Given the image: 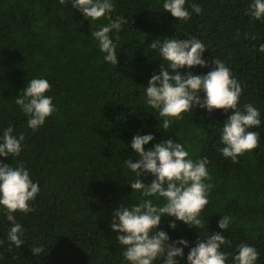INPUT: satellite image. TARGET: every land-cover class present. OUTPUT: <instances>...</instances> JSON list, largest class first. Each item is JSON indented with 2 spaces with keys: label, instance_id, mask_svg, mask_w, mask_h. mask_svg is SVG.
<instances>
[{
  "label": "trees",
  "instance_id": "trees-1",
  "mask_svg": "<svg viewBox=\"0 0 264 264\" xmlns=\"http://www.w3.org/2000/svg\"><path fill=\"white\" fill-rule=\"evenodd\" d=\"M162 2L114 0L113 15H125L130 23L120 33L118 65H111L90 38L91 29L107 20L90 26L70 3L59 0H0V131L11 125L25 136L20 156L3 159L13 167L23 164L40 186L32 212L15 213L25 229L20 248H9L11 222L0 210V264H126L109 223L121 204L144 199L131 193L128 181L135 178L123 161L137 159L126 145L134 135L147 133L155 141L146 149L172 138L186 146L192 159L209 158L207 183L212 188L201 213L205 228L200 234L207 225L209 232L222 231L217 221L229 215L232 223L223 234L232 246L222 249L229 253L228 264L241 243L254 246L257 264H264V126L250 129L260 134L258 147L232 163L217 150L221 121L230 113L197 107L193 115L173 120L166 132L158 127V114L144 103V86L161 63L149 47L152 41L197 37L207 48L209 67L191 71L207 73L213 58L224 62L241 83L240 107L253 104L264 120V53L258 51L264 43V20L246 15L251 0H187L189 11L192 3L202 7L187 22L162 10ZM33 77L49 81L46 94L56 106L36 132L15 104ZM141 179L150 183L152 177ZM171 219L163 217L160 225L171 239L197 240L199 229L177 222L171 230ZM38 246L44 247L39 256L31 251ZM184 251L186 256L188 249Z\"/></svg>",
  "mask_w": 264,
  "mask_h": 264
},
{
  "label": "clouds",
  "instance_id": "clouds-1",
  "mask_svg": "<svg viewBox=\"0 0 264 264\" xmlns=\"http://www.w3.org/2000/svg\"><path fill=\"white\" fill-rule=\"evenodd\" d=\"M187 0H163L161 9L179 22H187L193 13L200 14L202 7L196 3L187 8ZM61 5L71 4L83 18L90 22L107 20L96 30L91 29L90 38L103 54L104 62L118 65L117 45L124 26L129 24L125 15L116 14L114 0H59ZM246 15L257 21L264 20V0H251ZM255 39V37H253ZM156 50L160 60L159 72L153 73L144 86V103L161 119L158 127L168 131L173 120L183 119L185 113L192 114L199 107L208 113L223 109L227 115L219 129V153L232 163L246 152L259 145L260 134L250 129L264 126L261 111L251 103L240 107L241 83L224 62L213 58L207 73L194 74L191 69L209 67L204 58L206 46L197 37L180 39L178 36L153 40L149 46ZM258 51L264 53V43ZM181 69L188 71L181 72ZM50 83L46 78L33 77L15 97V104L27 118L26 125L33 132L42 127L56 111L53 97L47 95ZM151 112V113H153ZM156 117V116H155ZM194 123V122H193ZM177 137V135H176ZM24 133L16 134L9 125L0 131V210H3L10 227L6 233L9 248H20L25 243V229L17 222L15 213L32 212L31 202L40 193L38 182L31 178L29 170L18 164L13 167L3 158L19 157L23 151ZM178 139V137H177ZM151 133L132 137L130 147L137 159L129 157L123 161L135 179H129L132 192H139L142 199L136 204H121L113 210L109 229L116 232V242L121 246V255L126 264H228L229 253L222 249L231 247L223 232H227L232 217L221 215L217 221L222 231L200 233L205 228L201 219L202 210L208 204L212 188L207 156L195 160L190 157L186 146L172 138L153 143ZM151 176L150 183L141 177ZM155 198L157 202H153ZM163 217H171L168 228L175 230L177 222L188 228L199 229L194 243L183 236L171 239L169 232L160 225ZM4 244L0 240V246ZM185 248L188 249L185 256ZM39 256L43 246L31 247ZM259 253L254 246L241 243L231 255V264H257Z\"/></svg>",
  "mask_w": 264,
  "mask_h": 264
}]
</instances>
